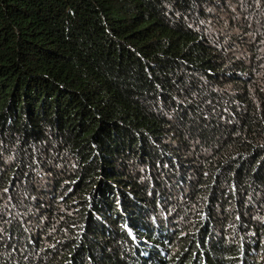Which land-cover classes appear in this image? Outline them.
I'll return each mask as SVG.
<instances>
[{"label": "trees", "instance_id": "trees-1", "mask_svg": "<svg viewBox=\"0 0 264 264\" xmlns=\"http://www.w3.org/2000/svg\"><path fill=\"white\" fill-rule=\"evenodd\" d=\"M263 20L0 0V264H264Z\"/></svg>", "mask_w": 264, "mask_h": 264}, {"label": "rangeland", "instance_id": "rangeland-1", "mask_svg": "<svg viewBox=\"0 0 264 264\" xmlns=\"http://www.w3.org/2000/svg\"><path fill=\"white\" fill-rule=\"evenodd\" d=\"M264 21V20H263ZM260 29V26L259 25H257V26H255L254 25V27H253V30L256 32V34H257V31ZM261 219H263V218H261Z\"/></svg>", "mask_w": 264, "mask_h": 264}]
</instances>
